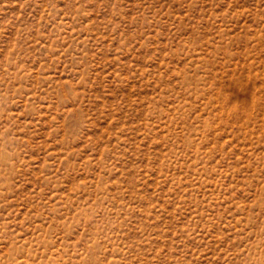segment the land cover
<instances>
[{"label": "rangeland", "instance_id": "rangeland-1", "mask_svg": "<svg viewBox=\"0 0 264 264\" xmlns=\"http://www.w3.org/2000/svg\"><path fill=\"white\" fill-rule=\"evenodd\" d=\"M0 264H264V0H0Z\"/></svg>", "mask_w": 264, "mask_h": 264}]
</instances>
